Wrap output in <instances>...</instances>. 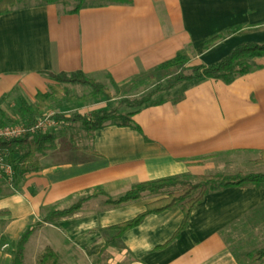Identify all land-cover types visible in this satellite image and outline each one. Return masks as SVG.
<instances>
[{
	"label": "crops",
	"instance_id": "0c3cea01",
	"mask_svg": "<svg viewBox=\"0 0 264 264\" xmlns=\"http://www.w3.org/2000/svg\"><path fill=\"white\" fill-rule=\"evenodd\" d=\"M32 1L0 16V108L22 99L34 104L54 84L45 72L81 71L111 90L153 73L180 51L210 64L238 44L264 41V0H116L83 4L76 13L59 2ZM236 25L246 27L204 49L207 37ZM251 62L252 71L229 83L183 81L162 90L158 101L118 109L133 111L138 129L107 124L86 134L82 148L47 151L39 169L1 196L13 231L31 225L41 208L68 207L86 190L116 199L134 184L170 176L259 173L254 160L264 151V56ZM108 109L104 103L96 111ZM163 196L145 193L120 207L104 203V210L87 213L88 224L99 222L114 232L101 247L110 241L105 251L111 264H251L245 258L254 250L249 246L256 235L264 238V186L208 192L178 238L164 247L158 248L182 221L179 206L149 214L113 239L117 231L109 226L132 219ZM7 245L0 244V264L12 262Z\"/></svg>",
	"mask_w": 264,
	"mask_h": 264
},
{
	"label": "trees",
	"instance_id": "16d2710c",
	"mask_svg": "<svg viewBox=\"0 0 264 264\" xmlns=\"http://www.w3.org/2000/svg\"><path fill=\"white\" fill-rule=\"evenodd\" d=\"M43 3H57L65 0H40ZM122 3H129L132 0H117ZM19 0H0V16L10 12L19 3ZM83 5V0H79L77 4L68 10L70 13H76ZM246 27L245 25H236L225 29L219 33L213 34L204 40V49L211 48L218 42L223 41L229 35L234 34ZM264 56V41H246L232 48L223 58L210 63L190 64V56L186 51L178 52L175 57L159 64L154 71H174L171 75V80L164 89H170L177 84L201 78H213L229 83L238 75L246 74L254 69L251 62L253 58ZM54 84L49 85L48 91L38 93L36 100L38 102L31 104L26 100L20 101V106L17 108V115L12 118L7 117L3 112L1 115L10 121V123H24L27 126L32 125L37 119L45 116L44 111L49 105L50 100H55L57 103L74 101L71 91L61 86L62 83L71 85L87 86L91 89V95L94 99H98V95H104L110 99L108 89L101 83L86 77L83 72L76 71L71 73L53 74L45 72ZM155 74H149L139 77L134 82L142 83L143 80L153 81ZM115 88L118 90L117 85ZM163 89V90H164ZM160 89H158L159 91ZM161 91V90H160ZM157 93L153 90L141 98L127 99L123 98L121 103L126 107L139 109L144 104L152 102V96ZM78 100V98L76 99ZM79 101H82L79 99ZM134 112L118 113L115 109L93 111L90 116H84L80 113H72L69 116L61 113H54L53 117L60 122H82L85 130L88 133L107 125L115 124L119 126H128L138 129L134 124L132 115ZM0 125H4L0 121ZM57 136L52 132H37L33 135L26 134L21 137L12 138L9 140H0V153L3 157L13 165V170L18 172L20 176L26 173L39 169V156L45 155L47 151L56 147ZM20 154L18 159L15 155ZM257 163H264V151L261 152V157L257 159ZM255 185L257 187L264 186V172L243 175L241 173L235 175H189L170 176L155 180H149L134 184L128 191L116 199H112L103 190L91 189L82 192L79 199L68 207L58 209L56 206L48 208L47 213L38 221V224L48 223L60 218L71 216L81 210L84 202L97 196H103L105 203L112 207H120L124 204L137 201L142 198L143 194L147 193L151 196H161L154 201L146 204L145 210L132 219L109 226V229L116 230L117 233L113 239L119 238L125 231L139 225L143 219L149 214H157L167 209L179 206L183 213V218L180 226L175 231L173 236L162 246L164 247L178 238L180 232L187 225L188 218L194 206L199 203L205 194L208 192L217 191L230 186H245ZM33 230L32 225H27L21 233L16 249L12 255L11 264H20L19 258L24 246ZM101 249L99 254L104 253L107 245ZM245 258L251 264H264V246L254 249L245 254ZM38 264H59V255L51 247H46L38 259Z\"/></svg>",
	"mask_w": 264,
	"mask_h": 264
},
{
	"label": "rangeland",
	"instance_id": "374dc122",
	"mask_svg": "<svg viewBox=\"0 0 264 264\" xmlns=\"http://www.w3.org/2000/svg\"><path fill=\"white\" fill-rule=\"evenodd\" d=\"M31 1V0H30ZM40 1V0H33ZM32 1V2H33ZM79 0H65L64 2H59L62 6L67 8H73ZM107 1L116 0H83V4H100ZM28 0H19L17 6L25 5ZM191 64L197 63V58L195 55L191 56ZM174 71H154L150 74H155V79L153 81L143 80L142 83L132 81L129 85L122 86L118 90L115 85L111 87V90L104 85L109 93L110 99H107L104 95H98V99H94L91 95V89L87 86L82 85H71L68 83H62L61 86L67 87L75 99L70 102H60L57 103L55 100H50L48 107L45 109L44 114H54L61 113L63 115L69 116L72 113L83 114L84 116H90L93 111L103 107L104 103L110 109H118L125 106L121 103L123 98L133 99L141 98L153 90H157V93L152 96V101L160 100L162 95V90L168 85L171 80V75ZM149 75V74H148ZM99 83V82H98ZM102 84V83H101ZM135 89L137 91H135ZM158 89H160L158 91ZM161 93V94H160ZM78 98V100H76ZM81 99L82 101H79ZM38 100H36V103ZM20 106L19 100L15 102H9L0 108V112H3L7 117L12 118L17 115V108ZM63 106V107H61ZM124 112V111H123ZM56 120V119H55ZM0 121L4 124L10 123L9 120L4 118L0 113ZM57 124L49 129L48 132L54 133L58 136L56 141V147L68 149L82 148L85 141V136L88 132L85 130L82 122H60L56 120ZM66 140V144L63 142ZM20 154L15 155V159H18ZM40 157V156H39ZM261 157V152L258 157L254 160L256 165H260V172H264V163H257V159ZM13 170V165L9 163ZM259 172V173H260ZM241 173L243 175H248L243 172H237L235 174ZM235 175L227 173H213L204 175ZM255 174V173H250ZM23 176H20L18 172L13 170V173L9 174L4 172L0 168V201L1 196L6 193L13 192L17 187H19ZM105 198L100 196L99 198L91 199L86 203H83V207L80 212H77L71 216L64 217L58 220H54L48 223L38 224V219H41L48 211V208H41L38 217L30 219L29 224L33 226V230L27 241L24 243L19 262L20 264H38V259L41 253L46 247H51L59 255V264H111V255L105 251L99 254L101 247L105 241V235L113 234L108 229H102L99 222H91L88 224L86 221L89 211H102L105 207ZM69 201V200H66ZM10 217L6 213L5 209L0 208V244L7 243V251L13 253L16 249V243L24 231L23 229H18L16 232L13 231V226L10 223ZM14 232V233H12ZM107 232V233H105ZM255 236L251 237L254 238ZM264 246V238H260L256 235V238L250 249H256L258 247Z\"/></svg>",
	"mask_w": 264,
	"mask_h": 264
},
{
	"label": "built area",
	"instance_id": "2783aa9c",
	"mask_svg": "<svg viewBox=\"0 0 264 264\" xmlns=\"http://www.w3.org/2000/svg\"><path fill=\"white\" fill-rule=\"evenodd\" d=\"M57 120V119H56ZM53 114H45L43 118L37 119L32 125L24 123H7L0 125V140H9L26 134L33 135L37 132H47L57 124ZM0 168L9 174L13 173L9 162L0 153Z\"/></svg>",
	"mask_w": 264,
	"mask_h": 264
}]
</instances>
